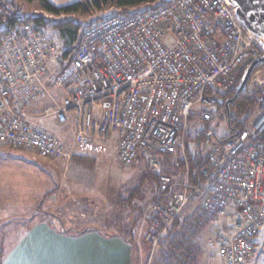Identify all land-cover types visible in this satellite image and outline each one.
Segmentation results:
<instances>
[{"label": "built area", "instance_id": "1", "mask_svg": "<svg viewBox=\"0 0 264 264\" xmlns=\"http://www.w3.org/2000/svg\"><path fill=\"white\" fill-rule=\"evenodd\" d=\"M167 36L174 40L164 42ZM262 47L263 38L229 0H172L149 12L118 11L88 25L68 60L52 35L17 25L0 39V147L24 152L33 162L57 161L102 158L111 140L116 163L143 161L158 178L146 208L151 255L200 198L210 219H232L212 242L218 257L247 264L264 228V68L254 71L256 84L246 88L256 111L247 120L232 114L237 129L224 142L206 139L208 165L198 187L190 183L187 138L193 107L201 105L200 119L212 122L209 109L264 56ZM57 90L65 91L66 104L55 101ZM46 99L54 105L31 112ZM49 118L70 126L73 147L35 123ZM165 157L170 172L163 171Z\"/></svg>", "mask_w": 264, "mask_h": 264}, {"label": "rangeland", "instance_id": "2", "mask_svg": "<svg viewBox=\"0 0 264 264\" xmlns=\"http://www.w3.org/2000/svg\"><path fill=\"white\" fill-rule=\"evenodd\" d=\"M49 1L57 7H63L77 2L85 3L87 0ZM0 2H4L7 6L10 4L7 0H0ZM15 2L25 14H46L39 9L36 3L31 4L26 0H15ZM0 7H2L1 3ZM114 12L118 10L109 8L103 13L92 12L86 16L73 15L70 17H75L88 25L91 21L109 16ZM67 17L69 16L64 15V19ZM49 18L55 19V16L50 15ZM47 33L54 37L59 50L60 48L65 50L64 41L61 42L57 31H47ZM172 40H174L172 36L164 38V42L167 43ZM262 48L264 50V47ZM259 76L262 78V75ZM256 78H251L248 85ZM255 84L256 82H251L250 86L253 88ZM53 97L60 105L66 103L62 99L59 100L58 90L53 93ZM54 103L52 99H46L36 104L31 112L35 113L37 107L41 108L39 109L41 111L42 107L54 105ZM202 109L204 108L201 105L193 107L189 119V134L195 136L207 129L208 136L203 135L200 141L201 152L204 155L205 142L208 137L214 141L216 136L223 137L229 132V115L227 106L225 109L221 108L220 101V105L209 109L213 120L207 123L199 117ZM238 109L239 107H232L233 112ZM241 109H247L244 113H248L250 108L245 105ZM35 123L47 127L73 147L70 126L59 125L54 118L42 119ZM117 137L118 135L114 134L113 138ZM195 141L199 143L197 139H190L189 145L191 146ZM107 146L109 153L102 158L74 155L70 159L64 157L57 161L37 162H33L24 152L0 147V257L13 249L29 230L31 224L44 221L57 229H63L61 224L63 222L64 230L101 229L105 233L121 234L126 237L134 227L138 226L134 236L138 242L141 240L139 243L141 264H156L160 251L151 255L150 248L143 242L145 231H147L145 220L148 218L146 217L148 210L146 208L152 191L151 184L145 185L143 199L136 200L133 207H123L119 203V197L125 196L133 186L140 184L142 176L148 173L146 166L143 165L145 163L122 166L113 158L115 146L111 140ZM74 161L75 163H72ZM45 195L48 197L45 198ZM200 201V198L194 200L181 214L180 220L196 218V203ZM208 218H206L208 224L198 237V244L193 242L196 245L191 244V247L196 251L195 253H198L197 249L200 250V264H224L218 257L217 248L212 242L217 233V226L226 220L215 221L209 218L210 221ZM230 221L232 222V219ZM198 229L200 230L199 227ZM70 233H75V231H70ZM176 261L183 264L191 263L187 259ZM248 264H264V228L260 232L254 255Z\"/></svg>", "mask_w": 264, "mask_h": 264}, {"label": "crops", "instance_id": "3", "mask_svg": "<svg viewBox=\"0 0 264 264\" xmlns=\"http://www.w3.org/2000/svg\"><path fill=\"white\" fill-rule=\"evenodd\" d=\"M61 42L63 43L62 40ZM63 46L65 47L64 43ZM70 56H72V53L66 59L68 60ZM58 91L59 100L62 99L65 102V91ZM35 109H37L35 113H38L41 108L37 107ZM48 130L50 131V129ZM194 144L189 145L192 152L195 151L192 148ZM204 155L206 156V152ZM72 163H75V161ZM139 163H143V161ZM161 163L163 171H171L172 162L169 157L162 158ZM143 165L145 166V164ZM153 175L156 177V182L151 183L152 191L149 203L155 198L159 187L157 176ZM196 204V218H189V220H180L179 218L176 220L170 231L169 238L161 245L158 258H156V264H183L178 263L176 260L185 259L190 260V264H200V250L197 249L198 253H195L196 251L191 247V244L194 246L196 245L194 243L198 244V237L203 228L208 224L206 219L208 216L202 210L200 202ZM208 220L210 219L208 218ZM145 222L148 227L149 219L146 218ZM229 222H231L229 219H226L225 222H220L216 232H221L224 228L229 229ZM137 229L138 226L134 227V234ZM130 234L126 237L121 234L105 233L101 229H92V231L83 235L75 236V234L70 233L68 230L62 229L58 231L48 223L38 221L31 224L29 230L8 254L0 257V264H141L139 252L141 240L138 242L137 238ZM143 242L147 244L145 238Z\"/></svg>", "mask_w": 264, "mask_h": 264}, {"label": "trees", "instance_id": "4", "mask_svg": "<svg viewBox=\"0 0 264 264\" xmlns=\"http://www.w3.org/2000/svg\"><path fill=\"white\" fill-rule=\"evenodd\" d=\"M9 1V5L7 6L4 2H0V39L3 35L11 32L17 25H24V24H32L37 29H41L44 31H57L59 33L60 40L64 41L65 51L63 53L64 57L67 58L74 50L78 47L80 39L83 35V28L85 29L88 25L93 22L99 21L102 18H98L96 20L91 21L88 25H85L83 21L72 18L70 16L73 15H89L92 12L95 13H103L104 11L108 10L109 8H115L118 11L126 12V13H140V12H149L153 9H156L164 4L170 3L172 0H87L85 3L77 2L63 7H57L53 5L49 0H26L28 3H36L39 9L45 13H48L52 16L59 17L62 15L69 16L65 19L55 20L53 18L45 17L43 14H25L20 7L18 6L15 0H7ZM6 5V6H5ZM6 8V9H5ZM117 13V12H114ZM113 13V14H114ZM264 68V64H259L255 69V72ZM246 75V69L242 70L237 78L236 85L233 89L221 96H219L218 104L220 105L221 101V108H226V103L228 100L232 99L240 87L244 77ZM260 92L262 90H259ZM223 100V102H222ZM248 105L249 110L248 113H244L246 110L241 109L243 106ZM236 106L239 109L236 112L232 111V107ZM257 108V100L254 96H251L248 92V89L236 99L234 103L230 105L231 115L229 120V132L224 135L223 137H217L216 139L224 142L226 139L230 138L233 133L237 129L235 125L232 114H237L239 116H244L247 120ZM241 109V110H240ZM221 110V109H219ZM233 112V113H232ZM242 127H245L243 125ZM207 129L197 133L195 136L188 135L187 138V146H188V154L190 159L191 171H190V183L192 187L201 186L204 182L202 171L208 165V159L205 155H202L200 141L202 136H208L206 133ZM205 133V134H204ZM198 140L199 143H196L194 149L195 151L192 152L189 146V140ZM151 173H146L142 176L140 184H137L131 188L127 192L125 196L119 197V203L123 207H133V204L136 200L143 199V188L146 184L155 183V176ZM158 179V178H157ZM48 195H45L47 198ZM180 218V217H179ZM178 218V219H179ZM177 219V220H178ZM62 226L64 225L61 223ZM50 225V224H49ZM52 228L57 229L50 225ZM149 226V223H148ZM64 230V226H63ZM134 230V228H133ZM133 230H131V235H134ZM68 231H75V236L83 235L92 229H84V230H75V229H68ZM148 231V227H147ZM146 231V233H147ZM68 233V232H66ZM146 236V234H145ZM145 238V237H144ZM162 245V244H161ZM161 248V247H160ZM160 251V250H159Z\"/></svg>", "mask_w": 264, "mask_h": 264}, {"label": "water", "instance_id": "5", "mask_svg": "<svg viewBox=\"0 0 264 264\" xmlns=\"http://www.w3.org/2000/svg\"><path fill=\"white\" fill-rule=\"evenodd\" d=\"M238 8L240 18L247 27L259 36L264 37V0H230ZM259 64H264V56L255 60L247 69L245 78L238 88L236 95L226 103L228 114L230 105L245 91L248 83Z\"/></svg>", "mask_w": 264, "mask_h": 264}, {"label": "bare ground", "instance_id": "6", "mask_svg": "<svg viewBox=\"0 0 264 264\" xmlns=\"http://www.w3.org/2000/svg\"><path fill=\"white\" fill-rule=\"evenodd\" d=\"M230 1V0H229ZM231 2V1H230ZM261 38H263V40H264V37L263 36H261Z\"/></svg>", "mask_w": 264, "mask_h": 264}]
</instances>
